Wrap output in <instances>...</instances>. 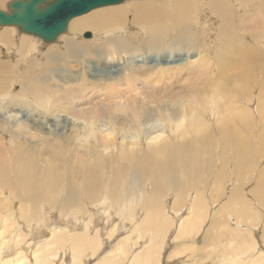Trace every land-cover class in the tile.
<instances>
[{
    "label": "bare ground",
    "instance_id": "bare-ground-1",
    "mask_svg": "<svg viewBox=\"0 0 264 264\" xmlns=\"http://www.w3.org/2000/svg\"><path fill=\"white\" fill-rule=\"evenodd\" d=\"M123 1L71 18L66 30L51 42L40 38L53 44L62 36L58 44L39 52L41 64L28 63L19 73L21 96L34 98L48 112L57 111L55 116L63 113L59 115L65 118L61 126L50 128L54 124L31 120L20 109L27 104L20 99L9 97L5 105L0 102V111H4L0 115V264H56L57 256L62 255L59 248L65 254L70 252L68 264H88L85 255H95L102 243L105 251L91 264H124L127 259L126 264H190V255L196 257V264H264V235L256 239L246 227L243 231L232 227L222 214L206 212L213 208L208 202L216 196L218 199L224 189L226 201H220L224 208L220 209L225 213V209L243 203L236 208L244 211L237 216L239 223V219L257 218L253 213L264 209V168L256 173L254 162L247 166L251 151L243 130L259 125L254 142L261 144L254 150H259L258 145L264 150V64L255 63L264 61V0H233L238 6L234 12L226 0H128L126 5ZM7 3L5 9L0 6L1 11H8ZM2 27L0 43L9 46L12 55L25 48L32 54L37 52L34 40L10 29L20 32L16 26ZM88 29L96 34L98 53L76 40L78 33ZM83 33L84 39L94 34L89 32L85 37ZM195 42L200 44L190 50L192 54L174 59V64H169L172 58L150 65L146 54L139 59L140 64L127 63L131 67L126 75L120 68L105 74L89 67L90 56L104 53L115 59L119 52L130 58L140 52L151 54L165 46L187 47ZM95 62L100 66L107 63ZM62 64L70 73L53 74ZM254 69L259 74L251 73ZM86 72L93 77L92 82H87ZM246 73L255 74L258 93L247 91L246 83V87L231 84L249 82ZM11 74V67L0 62V94L9 87ZM212 85L215 91L208 96ZM84 87L88 93H83ZM73 89L79 95L72 96ZM4 93L0 98L10 96ZM52 106L57 107L50 109ZM14 108L18 112L12 113ZM66 119L73 123L70 127L71 123H62ZM226 137L229 140L225 142ZM204 140L209 144L202 147ZM214 155L219 156L218 163ZM228 158L234 160L235 177L229 174H233V165ZM241 176H251L246 180L253 183L249 189L252 199L246 197V187H241ZM228 178L236 180L234 189L225 187ZM189 189L196 195H188L187 201ZM253 200L262 206L251 209L248 202ZM215 201L211 202L214 207ZM96 206L100 209L94 211ZM26 207L38 221L22 222L20 214L21 218L30 214L24 211ZM54 207L76 215L67 214L66 222L61 218L53 224L54 214L48 209ZM86 209L95 212L94 216L78 223L83 217L78 213L89 212ZM46 218L51 221L45 224ZM28 241L33 248L27 252L24 244ZM206 245L212 247L211 252L205 250ZM60 261L57 264L63 263Z\"/></svg>",
    "mask_w": 264,
    "mask_h": 264
},
{
    "label": "rangeland",
    "instance_id": "rangeland-1",
    "mask_svg": "<svg viewBox=\"0 0 264 264\" xmlns=\"http://www.w3.org/2000/svg\"><path fill=\"white\" fill-rule=\"evenodd\" d=\"M7 1H9V0H7ZM7 1L6 0H4V1H2V3L0 2V6L1 7H3L4 6V9H5V5H6V3H7ZM131 1V0H130ZM229 2H231V4L229 3V2H227V0L225 1V4H226V6L228 7V9L229 10H231V11H236L237 9L236 8H238V6L236 7L234 4H233V0H228ZM129 1L128 0H125V1H123L121 4H124V5H126L127 3H128ZM116 5V4H115ZM118 5V4H117ZM233 6V7H232ZM106 7V6H105ZM232 7V8H231ZM234 7H236V8H234ZM102 8V7H101ZM9 27H7L6 29H8ZM5 28L4 27H2V26H0V33H1V31L2 30H4ZM10 29H13L12 31L17 35L18 34V36H20V34L21 35H27L28 37H30V40H34V43L36 44V46L38 47V50H37V52H35L34 54H32V52L30 53V50H28V48H25L22 52H16L14 55H12L11 54V51H10V47L9 46H6V44H2V43H0V62H5V63H7L10 67H11V70H12V76H11V81L9 82V84H8V88L4 91V92H2L1 94H0V96L4 93V94H8V95H10V96H6V97H3V98H0V102L1 101H3V104L5 105V103L7 102V100L9 99V97H10V99L11 98H17V99H20V100H22V101H24V102H26L27 104H25V106L24 105H21L20 106V109L22 110V112L23 113H25V114H27V115H29V117H30V119L31 120H36L37 121V119H39V120H43V121H47V122H49V123H52V124H54V125H52L50 128H54L55 127V125H62L61 124V121H63V119H65L63 116H59L60 114H63V113H61V112H59V113H57V116H55L56 114V112L55 111H49L48 112V110H46V109H43V108H41L39 105H37L36 104V102L34 101V98H33V100H32V98H27L26 96H21V95H23V94H21V93H23L22 92V90L21 89H19V88H21V80H20V72L21 71H23V69H25L26 68V66H27V64L29 63V64H33V63H37V65H39V64H41L42 63V61H43V56L42 55H39L40 53H44L45 51H46V49H48L47 47H49V45H50V47L55 43V45L56 44H58L59 43V41H60V39H61V37L62 36H60L58 39H57V41L56 42H54L53 44L51 43H45V42H43L40 38H38V37H36V36H32V35H28V34H25V33H20V32H18L17 30H15V28H10ZM85 32H86V30H84ZM83 31V32H84ZM87 31H89V32H92V34L94 33L92 30H90V29H88ZM82 31H81V33H78V35H79V37L82 39H80V38H76V40H77V42L80 44V45H83L85 48H88L90 51H96V53H98L99 51H97L98 49H99V47H100V45L99 46H97V44L95 43V41H94V36L96 35L95 33L92 35V37H90V39L89 38H86V39H84L83 38V36H82V33H83ZM65 33H67V32H65ZM84 34V33H83ZM89 41H91L90 43H88ZM207 42H210V44H212V42L211 41H207ZM94 43V44H93ZM200 43H201V40H200ZM200 43H197V42H195V43H192L191 45H189V46H185L184 44H183V46H182V44H180V45H178L177 44V46H176V44L175 45H173V46H171V45H169V46H165V47H163L164 48V50H162V51H158L157 49H154L153 51H152V53L151 54H149V53H145V54H143V53H137L138 54V56L137 55H134V56H132V57H130V58H128L129 57V55L128 54H125V53H120L119 54V52L116 54V58L115 59H112L111 58V56L112 55H109V56H107L106 54H102V56H101V54L100 55H98L96 58H94V57H92L91 58V56H90V63H89V67H90V69L92 70V72H100V73H105V74H112V70L113 69H115V68H120V72L121 73H123L124 72V75H126V69L127 68H129V67H131L130 65H128L127 63L129 62V61H131V63L132 62H138L139 61V59H144V58H146L145 56H146V54H147V61L150 63V65H154L153 63H158V61L160 62V63H164L165 61L167 62V60H171L172 58V60H171V62L169 63V64H174L175 62H177V61H174V59H177V58H179V57H181V56H187L189 53H191L192 54V52L191 51H193V50H191L193 47H196V46H198V44H200ZM87 44V45H86ZM202 44V43H201ZM40 45V46H39ZM91 45H92V47H91ZM47 46V47H46ZM54 46V45H53ZM86 46H88V47H86ZM93 46H95V47H93ZM96 46H97V48H96ZM45 47V48H44ZM170 47H172V49L170 48ZM182 47V48H181ZM6 48H8V49H6ZM178 48V49H177ZM186 48V49H185ZM94 49V50H93ZM97 49V50H96ZM173 49H175V50H173ZM41 50V51H40ZM45 50V51H44ZM100 50V49H99ZM186 50V51H185ZM187 50H189V51H187ZM191 50V51H190ZM28 51V52H27ZM40 52V53H39ZM182 52V53H181ZM23 53H24V56H23ZM96 53H94V55L96 54ZM36 54V57H34V55ZM31 55H32V57H31ZM93 55V56H94ZM140 55V56H139ZM18 56H20V57H22V58H17ZM26 56V57H25ZM39 56V57H38ZM42 56V57H41ZM119 56V57H118ZM126 56V57H125ZM137 56V57H136ZM142 57V58H141ZM3 58H4V60H3ZM12 58V59H11ZM33 58V59H32ZM39 58V59H38ZM99 58V59H98ZM15 59H16V61H15ZM20 59H22L21 60V62H20ZM95 59H97L99 62H107V63H105V64H101V66H100V64L98 65V64H96V62H95ZM110 59V60H109ZM158 59V60H157ZM30 60V61H29ZM9 61V62H8ZM15 61V62H14ZM256 61H258V60H256ZM110 62H112V64H110ZM118 62V64H117V66L116 67H114L113 65L114 64H116ZM255 62V61H254ZM12 63V64H11ZM255 63H261V64H264V61H259V62H255ZM138 64H140L139 62H138ZM87 65H88V63H87ZM126 65H128V66H126ZM38 67V66H37ZM36 67V68H37ZM62 67H65V65L64 64H62L61 65V68H59L58 70H54L53 71V74L55 73H57L56 75H66L67 73L69 74L70 72L68 71V72H66V71H64L63 69H62ZM114 67V68H113ZM124 67H125V69H124ZM253 67H257V65H255V64H253ZM65 68H67V67H65ZM104 68V69H103ZM87 70H89L88 69V66H87V68H86ZM122 69V70H121ZM124 69V70H123ZM135 69H137V70H139L138 68H135ZM19 70V71H18ZM60 70V71H59ZM130 70H132V69H130ZM130 70H128V73H129V71ZM108 71V72H107ZM140 71V70H139ZM255 73V74H259V72H257L255 69L254 70H252L251 71V73ZM62 73V74H61ZM250 73V74H251ZM115 74H117V73H115V72H113V75H115ZM247 75H248V77L249 78H247V80L249 81V82H247L246 80H240V81H237V82H231V84L233 85V84H239L238 86H240V87H246V85H247V87H246V89H248L247 91H250V92H253L254 90L256 91V93H258V91H259V89H260V84H258V83H256L255 82V80H257V78H254L255 77V74H249V73H246ZM16 75V76H15ZM86 75L89 77V79H87V82L89 83V82H92V80L90 79V78H93V77H91L87 72H86ZM121 75V74H120ZM250 75V76H249ZM182 76H180V77H178V78H174V81H178L180 78H181ZM253 77V78H252ZM17 78V79H16ZM48 77H45V79H47ZM115 78V81L116 82H118V80H116V79H118L119 78V76L117 75V76H115L114 77ZM44 79V80H45ZM232 79V78H231ZM231 79H230V81H231ZM252 79V80H251ZM254 79V80H253ZM189 80H191V81H193V82H197V81H195L194 79H189ZM251 81H253V82H251ZM53 83H55L54 82V80L52 81ZM51 82V83H52ZM258 82V81H257ZM121 83V82H120ZM245 83H246V85H245ZM12 87H11V86ZM20 85V86H19ZM245 85V86H244ZM249 85V86H248ZM120 85H118V87H119ZM214 86L215 85H212L211 86V90H209V91H207V93H206V95H208V96H210L211 95V93H212V91L214 92L215 91V88H214ZM255 86V87H254ZM259 88H258V87ZM11 87V88H10ZM157 89H155V90H158L159 88L158 87H156ZM256 88V89H255ZM263 88V87H262ZM15 89V90H14ZM7 90H8V92H7ZM15 91V92H13V91ZM16 90H18V91H16ZM68 90H70V89H68ZM253 90V91H252ZM263 90H264V88H263ZM263 90H262V96L264 97V92H263ZM13 93H12V92ZM72 91V96H76V95H79V92L76 90V89H73V90H71ZM20 92V94L19 95H17L18 93ZM89 92V90H88V88L87 87H84V91H83V93H88ZM210 92V93H209ZM13 95H12V94ZM14 93H15V96L17 95L18 97H15L14 96ZM91 94V93H90ZM83 95H86V94H83ZM20 96H21V98H20ZM89 96V95H88ZM14 99V100H15ZM29 100V102H27ZM153 100H157V98L156 97H154L153 98ZM13 101V100H12ZM31 101H34V102H31ZM31 105V106H30ZM37 105V106H36ZM47 105H50V103H48ZM0 106H2V105H0ZM29 106V107H28ZM252 106L254 107V108H256L257 107V104H256V102H254L253 104H252ZM23 107V108H22ZM31 107H32V109H31ZM40 107V108H39ZM57 106H52V107H50V109H54V108H56ZM33 108H34V110H33ZM38 110H37V109ZM13 109V108H12ZM41 111H40V110ZM11 111V110H10ZM10 111H8V112H10ZM13 111H15V112H13ZM13 111H11L12 113H16V112H18V111H16V109L14 108V110ZM35 113H34V112ZM40 111V112H39ZM45 111V112H44ZM47 111V112H46ZM2 112H4L3 110L2 111H0V115L2 114ZM45 114H44V113ZM55 112V113H54ZM34 113V114H33ZM50 113H52L51 115H49ZM54 113V114H53ZM42 114V115H41ZM35 115V116H34ZM53 115H54V118H53ZM263 115H264V113H263ZM48 117V118H47ZM45 119V120H44ZM47 119V120H46ZM51 119V120H50ZM259 119V118H258ZM12 120V118L11 119H9V121H11ZM62 123H64V124H66V123H68V125L71 123V121H67V119L64 121V122H62ZM27 124H31V122L29 121V123H27ZM73 123H71L70 125H69V127L72 125ZM212 127V129H215L216 127L215 126H211ZM257 128H255V129H251V128H249V127H245V128H243V130H244V132L246 133V135L248 136L247 138V142H246V144L247 145H250L249 147H247L251 152L248 154V156L250 157V159H249V162H247V166H249V167H252L251 166V163L250 162H254L253 163V165H254V168H255V172L256 173H258L259 171H260V169L263 167L264 168V166H261L262 164L264 165V160L262 161V159H264V153H260V152H262V151H264V150H262L261 148H260V145H258V147H259V150H254L255 149V147L257 148V146H255V145H257V144H261L260 142L259 143H257V142H254V139L256 138V135H257V131L259 130L258 129V127H259V125H257L256 126ZM258 129V130H257ZM25 130V129H24ZM252 131H254L253 133H252ZM6 133V132H5ZM6 135H9L8 133H6ZM212 137V136H211ZM6 139V140H5ZM8 137H5L4 138V141L5 142H8ZM205 139H206V137H205ZM256 139H258V138H256ZM229 139H228V137H226L225 138V142L226 141H228ZM202 141V140H201ZM209 144V142H208V140H204L203 142H202V147L203 146H205V145H207V143ZM232 141H230L229 143H231ZM228 143V142H227ZM235 144H237L238 146H240L238 143H234V145ZM254 146H253V145ZM233 145V143L232 144H230V146H232ZM251 147V148H250ZM253 147V148H252ZM263 147H264V145H263ZM262 151H261V150ZM256 151V152H255ZM189 154V153H188ZM255 154H257V156L255 155ZM261 155L262 157H260L259 155ZM194 155V154H193ZM192 155V156H193ZM189 158H190V156H188ZM257 157V158H256ZM256 158V159H255ZM260 158V159H259ZM213 159H214V162H216V163H218L219 162V156L218 155H214L213 156ZM236 159V158H235ZM189 160V159H188ZM253 160V161H252ZM259 160V161H258ZM227 161H228V163H230L231 165H233V174H231V173H229L230 174V176H234L235 177V175H234V172H235V170H234V160L232 159V158H228L227 159ZM262 161V162H261ZM190 162H192V161H190ZM193 163V162H192ZM258 163V164H257ZM261 163V164H260ZM261 167H260V166ZM257 168H256V167ZM192 167V166H191ZM248 167V168H249ZM260 168V169H259ZM193 169V168H192ZM191 169V171H193ZM224 169V168H223ZM225 170V169H224ZM231 170H232V168H231ZM247 174H249L248 172H247ZM247 174H245L246 175V177H248V175ZM242 177V176H241ZM251 177V176H250ZM249 177V178H250ZM263 177H264V175H263ZM227 177H225V179H226ZM249 178H246L247 180L249 179ZM237 179V178H236ZM245 179V178H244ZM243 179V177H242V181H241V184L242 183H244V185H241V187L242 188H245L243 191H245V193H246V197H248V195H249V197L250 198H248V199H252L251 197L253 196V194H252V192H251V190L249 191V189H250V187H253V183L252 182H248L246 179L244 180ZM245 181V182H244ZM235 182H236V180L233 178H228L227 180H226V185L225 184H223V186L225 185V187H228V186H231L232 187V189H234L235 188ZM231 183H233L232 185H230ZM248 183V184H247ZM247 185L249 186V187H247ZM224 187V188H225ZM222 190V189H221ZM225 190V189H224ZM224 190H222V191H224ZM221 191V193L222 194H219L218 195V199L216 198V197H214V199H212L211 200V198H210V195H208L209 196V199L208 200H211V201H209L208 203L209 204H211V205H209L210 207H212L213 206V208H214V210H217V208H221V209H224V208H222V207H220V205H222L226 200H225V197H226V194L225 195H223L224 193ZM227 190H225V192H226ZM248 191V192H247ZM190 194H193V195H196V194H194L193 193V189H189V191L188 192H186L185 193V195H187L186 196V198L188 197V195H190ZM251 194V195H250ZM205 195H206V192H205ZM216 195V194H215ZM170 196V200H171V198H172V194H170L169 195ZM214 196V195H213ZM222 199H221V198ZM183 198H185V196L183 197ZM221 199V200H220ZM214 200H217L218 201V203H215V206L216 207H214V203H211V202H214ZM187 201H188V198H187ZM217 201H215V202H217ZM223 202V203H221V202ZM252 202V201H251ZM167 203H169V201L167 200ZM187 204V203H186ZM217 204H219V205H217ZM237 204V203H236ZM235 204V207L236 208H238V207H240L243 203H240L239 202V206H238V204L236 205ZM241 204V205H240ZM248 204H249V206H250V208L251 209H255V207L257 208V206L258 207H260V206H262V204H260L259 202H255V200H253V203H251L250 204V202H248ZM169 205H170V203H169ZM180 204H178V206H179ZM260 205V206H259ZM219 206V207H218ZM252 206V207H251ZM263 208H264V206H262ZM92 208L93 207H91V208H89V209H91L92 210ZM213 208H211V211L210 210H208V211H206V212H208V213H210V212H213V213H216V214H218V215H220V214H222L221 215V217L222 216H224V217H222V218H224V219H226V220H228V222L231 224V226L233 227V226H236L238 229L237 230H241V228H243L242 229V231L243 230H245L246 232H248V233H250V235H252V234H254V235H256V237L254 236V235H252L254 238H256L257 239V237L258 238H261V236L262 235H264V233H263V231L264 230H261V229H264V209H262L261 210V212H255V213H253V214H257V218H256V216L255 217H253V219L254 218H256V220L254 219H247V221H249V222H247L246 220L245 221H241L240 219H239V221H240V223L236 220V219H238V215L239 216H241L243 213H244V211L243 210H237L236 208L234 209V208H232V210L231 209H227V211H226V209H225V213L227 214V215H225V213L223 212L224 210H219L218 209V212L217 211H212L213 210ZM25 210V212H26V214H27V212H29L30 214L28 215H24V217H22L21 218V214H20V219H22L23 221L22 222H24V224H27V221L28 220H31L30 222H31V224H33V222H35V221H38V220H36V219H33V218H35V213H33V211H32V209L30 208V207H26V208H24ZM52 210V212H53V214H54V219H52V222H53V224H57V221H59V220H62V219H64L63 220V222H66L67 221V219H69L68 218V215L67 214H73V215H76L75 213H74V211H72V212H68V213H62L60 210H58L57 208H49L48 210ZM89 209H86V210H89ZM97 209H100V206H96L95 208H94V211L95 210H97ZM20 210V209H19ZM18 210V211H19ZM91 210H89V212L87 211V212H84L83 210H80V212L78 213V214H80V215H77V216H83V217H80L79 219H78V223H82L83 221H85V220H87L91 215H93L95 212H91ZM256 210V209H255ZM136 211V210H135ZM230 211H231V213L232 214H235V216L237 217H235L234 215H232L231 213H230ZM238 211L240 212L241 211V214L240 213H238ZM243 211V212H242ZM40 211L38 210L37 211V213H39ZM137 212V211H136ZM235 212V213H234ZM59 213H60V215H61V217H60V215H59ZM84 213V214H83ZM228 214H230V216H228ZM59 215V216H58ZM86 217H85V216ZM234 216V218L232 217V216ZM31 216H32V218H31ZM94 216V215H93ZM25 217H26V220H25ZM228 217V218H227ZM263 217V218H262ZM24 218V219H23ZM56 218V219H55ZM62 218V219H61ZM67 218V219H66ZM82 218V219H81ZM85 218V220H83ZM231 220H230V219ZM260 219V221H258L259 219ZM47 219H48V221H47ZM33 220V221H32ZM26 221V222H25ZM45 224L46 223H49L50 221H51V219L50 218H46L45 220ZM56 221V222H55ZM237 221V225L236 224H234L235 222ZM253 222V224H251L252 222ZM263 221V222H262ZM255 222H256V225H255ZM260 222H262L263 223V225L260 223ZM42 223V222H41ZM251 225H250V224ZM35 224H37V223H35ZM230 224H229V226H230ZM245 224H247L246 226H245ZM37 225H39V224H37ZM80 225V224H79ZM258 225H260L259 227H258ZM42 226V225H41ZM44 226H46V225H44ZM242 226V227H241ZM91 227L93 228V227H96L93 223H91ZM240 227V228H239ZM246 227V228H245ZM258 227V228H257ZM245 228V229H244ZM255 228V229H254ZM35 229V228H34ZM247 229H252V231H248ZM254 229V230H253ZM254 231V232H253ZM259 231V232H258ZM256 233V234H255ZM261 235V236H260ZM228 235H226V236H224L225 238L227 237ZM252 237V238H253ZM27 238L29 239V241H32V239L33 238H31V237H28L27 236ZM105 238V237H104ZM107 239V238H106ZM113 240H114V238H112L111 240H110V242H112L113 243ZM29 241H28V244H29ZM12 242V241H11ZM219 242H221V243H219ZM219 242H218V244H219V247H223V245H222V241H220L219 240ZM196 243H198V241L196 240ZM28 244H24V248H25V246H26V251L28 252V251H30L32 248H33V246L31 245V244H29L30 246H28ZM103 245H104V243H102V247H101V249L99 250V252H97L95 255H90V253L89 254H87V255H85V257H84V259L85 260H87L88 261V264L90 263V262H94L93 260L95 259V261H96V259L98 260V259H100V257H101V254H102V252L103 251H105V250H103ZM108 247H110V246H108ZM210 247V248H209ZM31 248V249H30ZM220 248V249H221ZM61 251H59L60 252V254L62 253V255H58L57 256V261H54V263H58L60 260H62L63 258V263H62V261H60L62 264H66V262H67V264H68V262H69V259L71 258V254H70V252L67 250L66 251V254H65V251H62L63 249L62 248H59ZM108 249V248H107ZM205 250L206 251H208V252H211L212 251V247L211 246H205ZM199 253H201V250H197ZM58 253V252H57ZM65 254V255H64ZM203 256H206V254L205 253H201ZM217 254V252H215V255ZM83 255H84V253L82 254V258H83ZM60 256V257H59ZM63 256V257H62ZM67 256V257H66ZM99 256V257H98ZM62 257V258H61ZM67 258V259H66ZM190 260H188L189 261V263L190 264H196V257H193L192 255H190ZM210 258H213V257H210ZM66 261V262H65ZM127 261H128V259H127ZM127 261H125V262H123L124 264H126L127 263ZM91 264V263H90Z\"/></svg>",
    "mask_w": 264,
    "mask_h": 264
},
{
    "label": "water",
    "instance_id": "water-1",
    "mask_svg": "<svg viewBox=\"0 0 264 264\" xmlns=\"http://www.w3.org/2000/svg\"><path fill=\"white\" fill-rule=\"evenodd\" d=\"M123 0H10L8 11L0 10V25H14L20 32L51 42L66 30L68 21L91 9ZM85 37L90 33L85 32Z\"/></svg>",
    "mask_w": 264,
    "mask_h": 264
}]
</instances>
